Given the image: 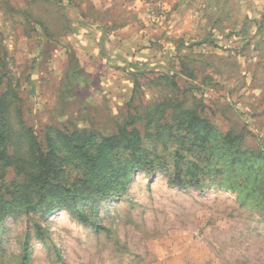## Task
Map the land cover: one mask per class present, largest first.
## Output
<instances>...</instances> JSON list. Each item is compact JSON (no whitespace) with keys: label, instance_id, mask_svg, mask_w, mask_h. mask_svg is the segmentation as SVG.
<instances>
[{"label":"rangeland","instance_id":"obj_1","mask_svg":"<svg viewBox=\"0 0 264 264\" xmlns=\"http://www.w3.org/2000/svg\"><path fill=\"white\" fill-rule=\"evenodd\" d=\"M132 4L0 0V41L26 124L37 134L45 126L111 134L130 102L160 100L165 88L153 82L156 77L176 73L188 104L202 102L221 132H241L247 145L258 138L262 143L264 0H242L234 24H196L189 13L194 24H155V33L153 24L122 31L139 19ZM125 36L136 42L123 43ZM140 36L153 42L142 45ZM189 82L196 89L186 91ZM251 201L244 205L217 188L180 189L160 174H136L119 198L92 210L81 205L98 227L63 210L45 219H5L0 264H21L25 241L26 264H264V212ZM34 224L43 231L36 234Z\"/></svg>","mask_w":264,"mask_h":264},{"label":"trees","instance_id":"obj_2","mask_svg":"<svg viewBox=\"0 0 264 264\" xmlns=\"http://www.w3.org/2000/svg\"><path fill=\"white\" fill-rule=\"evenodd\" d=\"M35 23L45 30L46 22ZM6 66L0 41V223L20 216L45 219L63 210L98 227L81 205L92 210L119 198L136 174H160L180 189L217 188L235 194L244 205L252 199L251 205L264 212V140L247 145L243 133L221 132L205 116L202 102L198 107L188 104L176 73L156 77L153 82L165 88L160 100L136 106L130 102L111 134L52 126L37 134L22 118ZM186 86V91L197 87ZM133 91L134 98L137 88ZM34 231L43 230L34 224ZM22 247L21 264H26L27 241Z\"/></svg>","mask_w":264,"mask_h":264},{"label":"crops","instance_id":"obj_3","mask_svg":"<svg viewBox=\"0 0 264 264\" xmlns=\"http://www.w3.org/2000/svg\"><path fill=\"white\" fill-rule=\"evenodd\" d=\"M234 1L235 0H133L131 7H134V11L139 19L135 21V23H126L130 25L124 26L122 31L131 29L132 24H137V26L139 25L140 28H144V30H147L145 26L153 24L150 25L151 28L154 29L151 33L157 32L159 28L158 25L155 24H176L177 21H181V24H194L192 22V17L188 15L189 13L196 14V24H234L233 13L236 9L240 12L239 8H241L242 0L235 1L237 3L235 10ZM101 3L103 4V1ZM162 9L164 10L162 11ZM160 13H162V15L165 14V18L158 16ZM79 19L78 16V20ZM254 21V19L252 21L248 20L247 23L254 24ZM236 23L242 24V22L240 23L239 15L237 16ZM140 24H145V26ZM122 38H124V40H122L123 43H128V41L132 42L133 40L136 42V38H128L126 36ZM120 40L119 38L117 41ZM152 40L153 39L150 37L145 38V36H140L139 38L140 43L146 46L149 45L150 42H153ZM136 44L138 43H135V45ZM147 53V51L146 53L141 52V54L137 56L145 57Z\"/></svg>","mask_w":264,"mask_h":264}]
</instances>
